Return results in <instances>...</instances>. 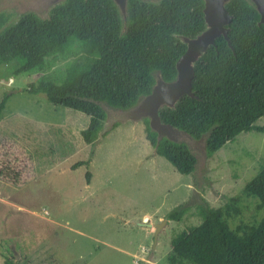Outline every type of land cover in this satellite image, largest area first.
<instances>
[{"label":"rangeland","instance_id":"1","mask_svg":"<svg viewBox=\"0 0 264 264\" xmlns=\"http://www.w3.org/2000/svg\"><path fill=\"white\" fill-rule=\"evenodd\" d=\"M63 1L0 0V14L9 17L0 33L27 12L48 17ZM127 1L115 0L124 29ZM206 1L207 28L194 39L182 38L189 49L174 81L156 73L152 94L128 110L102 103L107 120L92 158V145L81 135L90 117L49 101L45 93L25 90L43 77L62 76L83 55L20 74L17 62L0 67V101L9 95L0 117V264H166L173 237L202 222V202L221 207L241 196L240 213L229 219L232 228L264 216L257 199L243 192L264 167V133L243 132L209 156L208 134L195 138L159 117L161 108L191 92L195 61L228 30V0ZM249 1L264 22V0ZM146 119L159 138L191 149L197 157L194 173L181 174L156 153L146 136ZM256 124L264 126V117ZM182 204L188 206L182 220L168 218Z\"/></svg>","mask_w":264,"mask_h":264},{"label":"trees","instance_id":"2","mask_svg":"<svg viewBox=\"0 0 264 264\" xmlns=\"http://www.w3.org/2000/svg\"><path fill=\"white\" fill-rule=\"evenodd\" d=\"M206 0H128L124 29L115 0H64L48 17L35 12L21 15L0 33V67L17 62L15 73L46 69L59 58L83 55L60 77H43L25 90L45 93L49 101L81 111L90 117L81 132L92 145L91 158L107 120L102 106L128 110L152 94L156 73L165 82L176 79L178 61L194 39L207 28ZM226 34L218 35L195 61L191 92L173 106L160 109L159 117L195 138L208 134L212 156L243 132L264 133L256 124L264 117V22L249 0H228ZM9 17L0 14V30ZM8 94L0 101V117ZM145 131L157 154L181 174L195 172L197 157L184 143L159 138L146 119ZM91 158L74 165L89 164ZM89 182L91 172L86 174ZM264 211V167L243 190ZM241 196L221 207L199 205L202 222L175 235L166 264H264V216L256 224L232 228L229 219L240 213ZM185 204L168 213L181 221Z\"/></svg>","mask_w":264,"mask_h":264},{"label":"water","instance_id":"3","mask_svg":"<svg viewBox=\"0 0 264 264\" xmlns=\"http://www.w3.org/2000/svg\"><path fill=\"white\" fill-rule=\"evenodd\" d=\"M207 2V1H206ZM207 8V7H206ZM188 52V51H187ZM180 61V60H179ZM179 61H178V65H179ZM193 76V75H192ZM190 90H191V82H190Z\"/></svg>","mask_w":264,"mask_h":264}]
</instances>
